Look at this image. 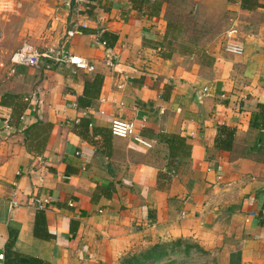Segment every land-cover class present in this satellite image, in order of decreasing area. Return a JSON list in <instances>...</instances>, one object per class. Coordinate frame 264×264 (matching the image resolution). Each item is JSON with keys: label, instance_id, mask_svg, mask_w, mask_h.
<instances>
[{"label": "crops", "instance_id": "1", "mask_svg": "<svg viewBox=\"0 0 264 264\" xmlns=\"http://www.w3.org/2000/svg\"><path fill=\"white\" fill-rule=\"evenodd\" d=\"M242 1L96 0L79 11L75 0H0V253L15 237L13 251L49 264H117L180 238L214 264H264V221H247L264 208V129L252 127L264 104V0ZM231 28L241 56L224 51ZM195 30L205 32L183 39ZM25 47L95 70L12 64ZM96 75L99 96L79 106ZM114 119L151 146L113 137ZM221 126L236 130L231 151L216 148ZM161 135L184 138L190 157L172 162Z\"/></svg>", "mask_w": 264, "mask_h": 264}, {"label": "trees", "instance_id": "2", "mask_svg": "<svg viewBox=\"0 0 264 264\" xmlns=\"http://www.w3.org/2000/svg\"><path fill=\"white\" fill-rule=\"evenodd\" d=\"M259 0H243L242 8L245 10H255L260 6ZM135 3L136 0H133ZM105 41V40H104ZM106 42V41H105ZM106 44H108L106 42ZM172 43H169V48H172ZM175 48V47H173ZM104 82L102 75H96L93 81L86 82L84 98L79 100V106L90 107L94 100L99 96ZM12 125V123H11ZM252 127L264 129V104L259 105V112L254 115ZM236 130L232 127L221 126L216 138V148L219 150L231 151L234 146ZM160 140L168 146L169 157L172 162H181L191 155V146L186 140L178 135H161ZM44 214L40 212L36 219V235H39V226L45 225ZM15 237H11L8 243L7 252L5 255V264H49L40 259L24 256L13 251ZM191 249L202 250L199 245L190 244L183 239H177L171 242L157 241L154 244L142 248L122 257L117 264H150L154 262H162L161 264H172L174 260L164 262L165 259H170L174 254H190Z\"/></svg>", "mask_w": 264, "mask_h": 264}, {"label": "built area", "instance_id": "3", "mask_svg": "<svg viewBox=\"0 0 264 264\" xmlns=\"http://www.w3.org/2000/svg\"><path fill=\"white\" fill-rule=\"evenodd\" d=\"M96 0H75L76 7H78L79 11H81L82 6L85 3H90ZM10 3H5V5H9ZM82 27H86V24L80 23ZM239 30L237 28H231L227 30L224 34V51L228 54L241 56L244 54V45L239 40ZM74 33H70V36H73ZM103 45L106 46V42H103ZM45 60L51 61L48 64V68H51L52 64H70L78 69L86 70L89 72H94L95 67L88 63L85 59L80 56L68 54L62 51H58L56 49L50 48L46 50H38L31 47H25L17 51L13 54L11 58V62L14 65L26 66L30 68L39 67ZM204 93H208V89L204 90ZM3 128L5 131H11L12 126L9 119H5L3 122ZM110 131L113 137L120 139H129L135 138V140L143 145L151 146L146 140H144L140 135L136 133L135 125L132 122L125 121L122 119H114L110 126ZM79 155V154H78ZM67 178V177H66ZM49 203L48 200L45 201ZM18 202L13 200L11 202V207H17ZM72 206V204H70ZM253 219H260L264 221V208H262L258 212H252L248 215L247 221L250 222ZM4 254L0 253V264L4 261Z\"/></svg>", "mask_w": 264, "mask_h": 264}, {"label": "rangeland", "instance_id": "4", "mask_svg": "<svg viewBox=\"0 0 264 264\" xmlns=\"http://www.w3.org/2000/svg\"><path fill=\"white\" fill-rule=\"evenodd\" d=\"M186 17H188V15H185ZM186 23L184 24L186 27L189 24V26H191L190 23L187 22V20H185ZM191 29V28H190ZM195 33H189L190 31L187 32V34L185 33L183 35V39H196V38H192V36H195L197 34H201L203 32H205V30H195ZM180 239V238H177ZM177 239H171L169 240V242L177 240ZM184 240V239H183ZM161 241V240H160ZM190 244H195V245H199L196 242H193L191 240H184ZM163 242H168L167 240L163 241ZM200 246V245H199ZM140 251V249H138ZM214 258L210 255V253H207L206 251L202 250H197V249H191L190 254H174L171 256V258L165 259L163 260L164 262H168L170 260H174V263L172 264H214ZM162 262H154V263H150V264H161Z\"/></svg>", "mask_w": 264, "mask_h": 264}]
</instances>
